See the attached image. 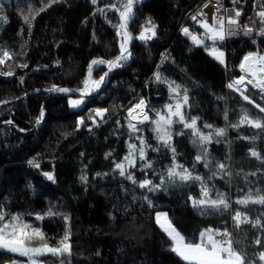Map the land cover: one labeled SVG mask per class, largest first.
Returning <instances> with one entry per match:
<instances>
[{"label": "trees", "instance_id": "16d2710c", "mask_svg": "<svg viewBox=\"0 0 264 264\" xmlns=\"http://www.w3.org/2000/svg\"><path fill=\"white\" fill-rule=\"evenodd\" d=\"M206 1L148 0L135 10L130 29L138 37L144 27L151 26L147 24L150 20L156 35L147 41L136 38L132 58L114 70L100 97L84 100L82 108L71 110L69 100L73 97L56 95L45 105L44 123L28 135L0 126V211L6 219L16 215L38 227L52 245L67 232L71 254L62 257L65 264H183L169 250L171 242L156 224V214L167 213L189 240H196L203 229H218L227 219L225 212L202 215L192 207L189 197L199 198L198 183L166 184L153 192L139 187L144 179L160 183L172 164L167 149L150 148L147 159L152 167L144 168L142 162L129 171L137 183L115 168L136 135L145 136L154 147L157 144L150 123L140 126L139 133H130L128 109L145 99L154 119L156 111L175 103L169 98L167 84L156 81L157 72L187 89L189 106L184 111L199 118L197 126L204 133L209 131L204 124L224 128L236 123L242 108L253 118L264 117L254 106L264 107L257 90L249 89L247 95L254 104H248L226 88L229 80L240 76L244 55L264 51V39L229 42L225 68L204 47H195L178 35L180 27ZM115 2L119 7L122 0H97L96 4L92 0H0V57L4 59L0 73H12L0 75V123L11 119L25 131L33 129L41 117L46 91L60 85L80 90L93 60L109 61L119 55L121 38L113 25L120 22L116 12L107 7ZM100 8H104L103 14ZM4 51L11 59L3 57ZM105 67L96 68L94 77L103 76ZM92 108L107 110L104 123L93 130L80 127L79 121ZM181 129L177 124L173 132ZM183 131L184 135L174 134L172 141L178 163L208 183L216 165L224 163L227 169L230 160L232 177H214L216 188L231 195L230 202L237 209L264 210L256 204L243 207L235 203L249 191H264V163L250 155L255 149L264 157V131L228 127L219 143L207 145L209 167L196 163L195 169L200 149L193 145L190 130ZM44 173H51L54 181ZM261 251L264 247L245 254L254 259ZM40 259L59 264L55 257ZM14 262L27 264V258L0 251V264Z\"/></svg>", "mask_w": 264, "mask_h": 264}, {"label": "snow or ice", "instance_id": "6c2138e0", "mask_svg": "<svg viewBox=\"0 0 264 264\" xmlns=\"http://www.w3.org/2000/svg\"><path fill=\"white\" fill-rule=\"evenodd\" d=\"M135 0H125L119 7L116 4L108 5L107 7L119 15L120 23L113 25L116 28V34L121 37L120 42V54L114 60H93L89 65L88 76L91 78L93 65L106 64L108 70L111 71L114 68L121 67L122 61H127L131 56L128 51V43L132 39L127 31L129 21L132 18L133 4ZM219 2V0H217ZM237 0H233L236 3ZM93 4L97 3V0H92ZM207 7V5H205ZM102 14L104 8L98 9ZM233 16H224L213 14L212 22L209 23L207 17H204L199 21L200 27L203 29V33L195 35L189 31L188 28L182 29L186 36H189L193 44L196 46H203L209 55L213 56L220 64H225V53L218 47L227 37L239 34L242 31L245 36H251L254 32V28L249 25L241 26L238 18L241 15L239 10L233 9ZM199 15L203 16V13ZM259 18L261 27L256 31V35L264 36V7L256 13ZM27 17L25 20L27 21ZM196 20L197 17L193 16ZM255 23V21L253 22ZM150 27H144L139 36L136 37L141 41H147L152 39L155 33V25L149 20L147 22ZM210 41L211 44L205 43ZM255 43V41H253ZM3 57L11 59V55L7 52H3ZM0 63H4V59L0 58ZM26 67L27 65H22ZM241 75L230 82L227 87L234 92L240 94L242 99L248 104H254V101L246 95L248 92V86L258 91L261 98H264V54L260 51L249 52L242 58L239 64ZM12 73H0V75H11ZM107 73H105V76ZM156 81L159 83H166L170 93V100H174L175 103H169L164 106L162 111L155 112V118H151L148 114L146 102L144 99H140L136 104L128 109V124L127 127L132 134L139 133L141 129L138 125L149 122L151 124V130L154 133L157 141V146L153 147L148 144L142 135H136L135 139L139 142L128 144V154L123 158V161L116 163L115 168L119 170L121 176H126L127 179L132 180L133 183H137L131 172H128V168L136 166V160L139 159L143 162L144 168H151L152 164L147 159V150L151 148L153 151H160L161 147L167 149L172 153V164L166 169L165 174L161 175L160 183L153 184L151 180L145 179L139 182L141 189H147L148 191H157L166 184L168 185H188L190 183H198L200 187V196L195 198L190 196L192 207L200 211V213L207 214L208 212L223 213L231 208V202L226 193L215 191L213 195L214 186L210 187L204 177L195 175L193 170L184 167L176 160L177 152L174 147L173 135H184V129L190 130L189 135L194 146L200 149V152L195 157V163L193 169H195L196 163H203L205 168L209 167L210 161L208 159L207 145L213 143V141L219 143L218 138L224 137L228 127L239 128L247 125L260 131H264V117L253 118L246 108H242L240 117L236 123L226 125L224 128H215L211 124H204L203 127L209 129L207 133H204L201 128L197 126L198 117H189L184 109L189 106V96L187 89H182L180 85L174 81L168 82L163 79L159 72L155 75ZM104 82V76H101L99 80L86 79L83 84L84 87L80 89L81 99L69 100V104L72 107H78L82 104L83 97L90 95L92 91L98 90L101 84ZM50 91H59L68 93L73 91L66 88H53ZM259 109L260 113H264V107L259 104L254 105ZM107 110L97 109L96 116L102 117ZM43 112H41V118ZM227 120V114H225ZM135 121V123L133 122ZM95 122V121H94ZM39 123V120L37 121ZM83 123V121H81ZM175 124L182 125V129L173 132V126ZM243 139L254 140L255 137ZM250 155L264 163V157L261 156L255 149L251 150ZM39 167V165H34ZM217 171L212 173V176L208 179H212L217 175H230L226 171L224 163H218L216 165ZM46 178L50 181H54V176L51 173H44ZM249 175H255L250 173ZM83 179V177H82ZM236 204L243 207H247L249 204H256L264 206V191L257 189L255 193L249 191L242 198L235 201ZM149 204L151 202L149 201ZM48 215H53L49 212ZM36 219L42 220V216H37ZM233 226L237 229L242 224H251L254 228H259L264 231V223L258 217L255 220H250L249 217L236 210L231 216ZM155 222L159 228L166 234L170 243L169 250L174 253L183 264H264V251L256 254L254 259H250L245 252L238 248L239 241L233 240V234L227 228L213 229L206 228L200 231L196 240H189L182 235L169 219L167 213H157L155 216ZM38 240L40 243L34 244L33 241ZM70 235L66 232L65 235L57 241L55 245L48 242L45 234L38 228L33 227L31 224L24 222L20 216L13 215L6 219L5 213L0 211V251H7L9 253L17 254L21 257L27 258V264H49L48 260H42L41 257L51 256L59 259V264H65V260L62 257L65 254H71V245L69 243ZM254 243L256 245L261 244V239L257 238ZM15 264V262H14Z\"/></svg>", "mask_w": 264, "mask_h": 264}, {"label": "built area", "instance_id": "2783aa9c", "mask_svg": "<svg viewBox=\"0 0 264 264\" xmlns=\"http://www.w3.org/2000/svg\"><path fill=\"white\" fill-rule=\"evenodd\" d=\"M205 5H207V7H205ZM262 7H264V0H237L236 3H233V0H219V2H217V0H207L200 8H198L192 14V16L188 19V21L180 27L178 31V35H180L182 38H184L186 41H188L191 45L195 47H203V46H196L195 44H193L190 37L186 36L183 33L182 29L188 28L191 33L199 36L200 34L203 33V29L200 27L199 21L202 20L204 17H207L208 22L211 23L213 14L224 15L227 17V16L234 15L233 9L239 10L241 12L240 17L238 18L239 24L241 26L247 24L253 27L254 32L251 36H245L242 31H239V29H237L239 34L227 37L222 43L218 45L219 49L225 53V64H223V67L226 68L227 67V48L226 47L229 42L234 41V40H250V41L256 42L259 39H264V36L256 35V31L261 27L259 23V18L257 17L256 13L259 10H261ZM200 13H203L204 15L201 16L199 15ZM193 16H196L197 19L194 20ZM254 21L255 23H253ZM205 43L211 44L210 41H205ZM261 54H264V51L261 52ZM211 57L213 58V56ZM228 71L229 70H227V72ZM238 72L240 73V75L242 74L240 69H238ZM238 77H235L229 80L227 85L233 80L237 79ZM227 85H226L227 90L234 92L233 90L229 89ZM250 88H252L251 85L248 86V91ZM234 93L240 95L237 92H234ZM241 127L250 128L247 125H244ZM236 210H239L245 213L249 217L250 220H255L256 218L259 217L261 219V222L264 223V210L256 209L253 211H244L242 209L235 208L233 203L231 202V208L225 211L228 217L226 220L222 221L219 224L218 229L223 230L227 228L230 232H232L233 240L239 241L238 245L236 246L242 249L245 253L247 250L255 249L258 247H264V231H262L259 228L252 227L251 224H242L239 229L233 226V221L231 219V216L234 214ZM257 238L261 239L260 245H256L254 243V241ZM258 264H260V262H258Z\"/></svg>", "mask_w": 264, "mask_h": 264}, {"label": "water", "instance_id": "95a60500", "mask_svg": "<svg viewBox=\"0 0 264 264\" xmlns=\"http://www.w3.org/2000/svg\"><path fill=\"white\" fill-rule=\"evenodd\" d=\"M122 2H125V0H122ZM147 2H148V0H135V2H134V4H133V15H134V12H135V10H136L137 8L143 6V5L146 4ZM114 4H116V2H115ZM116 5H117V4H116ZM117 7H118V6H117ZM116 14H117V17H118V19H119V15H118L117 12H116ZM119 22H120V21H119ZM130 25H131V23L129 22V24H128V28H127V31L129 32V34H130V36L132 37V39L129 41L127 47H128V51L131 53V56L127 59V61H128L129 59L132 58V48H133V45H134L135 40H136V36H135V34L131 31V29H130ZM119 54H120V53H119ZM116 57H117V56H116ZM116 57H115V58H116ZM115 58H113L112 60H114ZM122 62H124V61H122ZM122 62H121V63H122ZM118 68H121V67H118ZM118 68H114V69H112L111 71H109V70H108V66L106 65V67H105V71H104V74H103V76H104V82L101 84L100 88H99L98 90L92 91L90 95H87V96L83 97V99H84V100H88V99H93V98H98V97H100V96L104 93V91H105V89H106V87H107V85H108V83H109V81H110V78H111V76H112L114 70H116V69H118ZM105 73H107L106 76H105ZM53 88H54V87H53ZM53 88H51V89H53ZM55 88H66V89H70V90H73V91H69L68 93L59 92V91H50L51 89L48 90V91H46V97H45V99H44V101H43V103H42V106H41V112H43V117H42V118H41V117L38 118L39 123L36 122V125L34 126L33 129H31V130H29V131H25V130L21 129V128H20V127H19V126L13 121V120H11V119L8 120V121H5V122L0 123V126L11 127V128L15 129L18 133H20V134H22V135H28V134L34 133V132H36V131L41 127V125H42V124L44 123V121L46 120V118H47V113H46V111H45L44 108H45V105L47 104V102L50 101L53 97H55L56 95H65V96H69V97H73V98H81V96H80V91L77 90V89H73V88H70V87H68V86H62V85H60V86H55ZM38 120H37V121H38Z\"/></svg>", "mask_w": 264, "mask_h": 264}, {"label": "rangeland", "instance_id": "374dc122", "mask_svg": "<svg viewBox=\"0 0 264 264\" xmlns=\"http://www.w3.org/2000/svg\"><path fill=\"white\" fill-rule=\"evenodd\" d=\"M132 16H133V13H132ZM121 38V37H120ZM211 57V56H210ZM0 58H2V57H0ZM212 58V57H211ZM3 59V58H2ZM214 59V58H213ZM215 60V59H214ZM102 64H98V65H93V68H92V75H91V78H89V76H88V71H87V79H90V81L91 80H99V79H97V78H95L94 77V72H95V69L96 68H98L99 66H101ZM89 69V68H88ZM108 86V85H107ZM76 99H81V98H71L70 100H76ZM83 101H84V99H83ZM146 102V101H145ZM173 103V102H172ZM136 104V103H135ZM83 105H84V102L82 103V104H80L78 107H72L71 105H70V109L71 110H78V109H80V108H82L83 107ZM146 105H147V108H146V111H148V107H149V103L148 102H146ZM167 105V104H166ZM164 109V107L162 108V110ZM96 110L97 109H94V108H92V109H90L89 111H88V113H87V115H86V117L84 118V119H81L80 121H79V126L80 127H85L86 129H88V130H93V129H95L96 127H99V126H101L103 123H104V114H103V116L102 117H99V116H96L95 115V112H96ZM162 110H160V111H162ZM127 115H128V113H127ZM81 121H83V123H81ZM95 121V122H94ZM134 123H135V121H133ZM149 122H145L144 124H141V125H138V127H140V126H142V125H145V124H148ZM175 125H177V124H175ZM175 125L173 126V131H174V127H175ZM152 127V126H151ZM151 127H150V131H152L151 130ZM152 133H153V131H152ZM144 137V139L146 140V138H145V136H143ZM153 139H155V136H154V133H153ZM156 140V139H155ZM132 143H136L137 145L139 144V142L134 138V141L132 142ZM148 143V142H147ZM156 143H157V141H156ZM149 144V143H148ZM156 146H157V144H156ZM155 146V147H156ZM154 147V146H153ZM150 149V148H149ZM148 149V150H149ZM147 150V151H148ZM139 163H142V161H140L139 159H137L136 160V165L137 164H139ZM132 168H134V167H132ZM132 168H128L127 169V171L129 172ZM226 171L228 172V173H230V175H217L216 176V178H220V179H223V180H225V178L226 177H228V179L229 178H231L232 177V165H231V161L229 160V164H228V166H227V169H226ZM118 172H119V170H118ZM145 180V179H144ZM148 180H151L152 181V179H148ZM143 181V180H142ZM153 182V181H152ZM208 183H209V186L210 187H212V186H214V188H213V195L215 194V191H219V192H222V191H220V189L219 188H216V186H215V181H214V177L212 178V179H208ZM153 184H158V183H154L153 182ZM146 191L147 192H150V191H148L147 189H146ZM153 192V191H152ZM227 196L230 198V196L231 195H229V194H227ZM236 201V200H235ZM259 206H261V205H259ZM158 213H165V212H158ZM5 252H7V251H5ZM12 254H14V253H12ZM17 255V254H16Z\"/></svg>", "mask_w": 264, "mask_h": 264}, {"label": "crops", "instance_id": "0c3cea01", "mask_svg": "<svg viewBox=\"0 0 264 264\" xmlns=\"http://www.w3.org/2000/svg\"><path fill=\"white\" fill-rule=\"evenodd\" d=\"M217 61V60H216ZM218 62V61H217ZM219 63V62H218ZM220 64V63H219ZM223 66V64H221Z\"/></svg>", "mask_w": 264, "mask_h": 264}, {"label": "bare ground", "instance_id": "6f19581e", "mask_svg": "<svg viewBox=\"0 0 264 264\" xmlns=\"http://www.w3.org/2000/svg\"><path fill=\"white\" fill-rule=\"evenodd\" d=\"M130 22V21H129Z\"/></svg>", "mask_w": 264, "mask_h": 264}]
</instances>
